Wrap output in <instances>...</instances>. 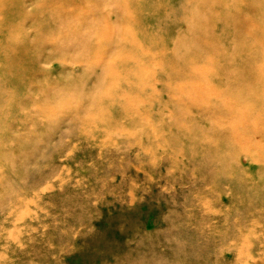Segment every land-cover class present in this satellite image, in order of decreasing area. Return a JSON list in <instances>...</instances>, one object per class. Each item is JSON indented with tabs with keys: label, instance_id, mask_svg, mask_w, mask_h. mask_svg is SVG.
Segmentation results:
<instances>
[{
	"label": "rangeland",
	"instance_id": "374dc122",
	"mask_svg": "<svg viewBox=\"0 0 264 264\" xmlns=\"http://www.w3.org/2000/svg\"><path fill=\"white\" fill-rule=\"evenodd\" d=\"M0 264H264V0H0Z\"/></svg>",
	"mask_w": 264,
	"mask_h": 264
},
{
	"label": "bare ground",
	"instance_id": "6f19581e",
	"mask_svg": "<svg viewBox=\"0 0 264 264\" xmlns=\"http://www.w3.org/2000/svg\"><path fill=\"white\" fill-rule=\"evenodd\" d=\"M245 36V35H244Z\"/></svg>",
	"mask_w": 264,
	"mask_h": 264
}]
</instances>
